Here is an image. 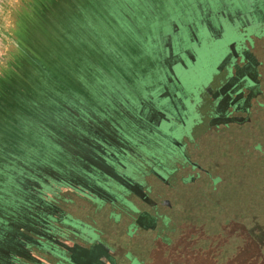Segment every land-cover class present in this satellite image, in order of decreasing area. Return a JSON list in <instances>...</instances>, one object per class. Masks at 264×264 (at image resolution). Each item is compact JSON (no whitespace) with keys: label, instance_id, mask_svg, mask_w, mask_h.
Listing matches in <instances>:
<instances>
[{"label":"rangeland","instance_id":"obj_1","mask_svg":"<svg viewBox=\"0 0 264 264\" xmlns=\"http://www.w3.org/2000/svg\"><path fill=\"white\" fill-rule=\"evenodd\" d=\"M258 59L264 0H0V264H157L224 227L264 245L259 129H216L264 88Z\"/></svg>","mask_w":264,"mask_h":264},{"label":"trees","instance_id":"obj_2","mask_svg":"<svg viewBox=\"0 0 264 264\" xmlns=\"http://www.w3.org/2000/svg\"><path fill=\"white\" fill-rule=\"evenodd\" d=\"M140 15L141 14H139L138 12L135 11L132 14V17L131 16L127 17L126 21L128 23L129 29L135 30V29H139L141 27L143 30V29H145L144 27H147V26H145L146 24H150L151 27L156 26V25L159 26V25L164 24L165 19H166V16H163L165 14L162 13L160 18H158L156 20H152V22L149 20V21H144V23H142L143 21H141ZM153 22H154V25H152ZM147 28H149V27H147ZM126 35L128 37H132V36L137 37L138 36L137 30H136V33H135V31L133 32V35H128V34H126ZM85 53H86L85 55H88L87 51H85ZM94 53L98 54L97 52H94ZM90 55H93V54L90 53ZM263 64H261V66ZM262 71H264V70H262ZM262 71H261V73H259V75L261 77L263 75ZM106 72L108 73L107 77L109 78L108 79L109 80V85H108L109 89L108 90H110L112 87L114 89H115V87L125 88V89L130 87V86L123 85V83H120L121 80L116 78L115 73L111 74L106 69H105V71L102 70L100 75H102ZM117 81L119 83H117ZM258 81L260 83V79H258ZM111 82H113V84H111ZM92 86H93V88L95 87V89H98L99 93H102L101 87L99 86V82H92L91 87ZM105 90H107V88ZM103 92H104V89H103ZM75 93H76V91L75 92L72 91V94H75ZM250 95L251 96H250L248 108L247 107L244 108L245 109L244 116L241 115L240 118L233 119L232 120L233 122L222 124V127L218 126V128H216V129L217 130L223 129L226 132L227 131L226 128H228L229 129L228 132L231 133L233 131L232 127L234 126V124L239 123L240 119L246 118L245 121L241 122L242 125L246 124V126L242 127L243 129H239V130L240 131L243 130L244 132L245 131L247 132V129H249L250 126H252L251 128L256 129V131H257V129H259L257 132H251V129H250V131H249L250 133H248V135L250 137H252L251 142L252 141L254 143L258 142V144L261 145L262 150H264V132L262 131V130H264V119L262 117V116H264L263 115L264 114V88H263V85L262 84L260 85L258 92L255 93V91H254V94L252 93ZM52 102H53L51 104L52 109L58 108L57 110H60V112L65 110L63 108V106L68 104V102H65V103L62 102V97H60V102H58V101H57V103H55L54 101H52ZM62 103H63V105H61ZM90 105H92V103H90ZM60 106H61V108H60ZM104 107H106V106H104ZM98 108L99 107H97V106L93 107V105H92L91 108L87 107L85 109L83 106V108H81V109H84V110H80V112H84L86 115V118L88 120L92 121V118H96V120H101V116H102L101 114L103 111L100 109L101 107L99 109ZM86 110H88V111H86ZM259 111H261V112H259ZM257 112L261 116L258 115L259 116L258 119H255L257 117H254L252 119L251 115L252 114L254 115ZM84 113H82V114L84 115ZM42 116H44V115H42ZM38 118L39 117H34L35 120L32 119L33 123L35 121L36 125L39 123L38 121H40V120L36 121V119H38ZM86 125H88V124H86ZM235 127L237 128L238 126H235ZM244 129H246V130H244ZM73 135H75L77 137L75 132L73 134H70L68 132V136H73ZM79 136H81V135H79ZM86 144H87V142H86ZM255 145H257V143ZM250 149L252 151H254L255 153H258L254 149V144H253L252 148H250ZM3 166H4V163H0L1 169ZM260 200L263 201V198H261ZM223 230H224L223 233L225 232V234H224V237L221 239H219L218 236H211V237H207L205 235L203 236V231H200L198 233V235L200 236L199 238L187 237V239H189V240H187V242L190 241V243H189V246L185 250H183V245L181 242L182 241L181 236L176 237V239H174L170 244H165L161 240L160 243L163 244L164 246H167V248H165L164 246H154L153 250L159 251V249H161V251L163 250V255L164 254L165 255L162 257V260L158 259V258H160V257H158V255H154V256H156L154 261L155 262L157 261V264H165L164 259H168V258L172 257L171 264H174L177 261H179L180 264H264V245L263 244L256 242L255 238L253 236H251L248 244L238 247L239 245H238L237 241L234 240V243H232V242H230V238L225 236V235H230L228 227H224ZM180 233L182 235L185 234L183 232H180ZM159 239H161V238H159ZM155 243H158V242L156 241ZM169 248H171L170 251L168 250ZM168 254H170V255L167 257ZM139 260L142 261L144 264L146 263L142 259H139ZM168 261H171V259H169ZM152 263H153V260H152Z\"/></svg>","mask_w":264,"mask_h":264},{"label":"flooded vegetation","instance_id":"obj_3","mask_svg":"<svg viewBox=\"0 0 264 264\" xmlns=\"http://www.w3.org/2000/svg\"><path fill=\"white\" fill-rule=\"evenodd\" d=\"M237 109H240V108H237ZM238 111V110H237ZM153 175V174H152ZM155 176V175H154ZM150 181V180H149ZM154 185V186H158V185H156V182L154 181V179H151V182H150V184L149 185ZM158 188H160V187H158ZM143 203H146L145 201H144V199H143ZM137 204H138V207H137V209H138V212H137V216H136V218L135 219H138V217H139V215H141V214H144V212H146V211H150L151 209H140V204L138 203V201H137ZM147 204V203H146ZM148 208H150V205H148L147 206ZM143 216V215H142ZM131 219V222H129V225L128 226H130L132 223H133V219L132 218H130ZM141 229V228H140ZM125 255H128V253L126 252L125 253ZM132 263V262H131ZM130 263V264H131Z\"/></svg>","mask_w":264,"mask_h":264},{"label":"crops","instance_id":"obj_4","mask_svg":"<svg viewBox=\"0 0 264 264\" xmlns=\"http://www.w3.org/2000/svg\"><path fill=\"white\" fill-rule=\"evenodd\" d=\"M260 61H261V62H260ZM258 62L260 63V64L257 63V64H259V65H258V69H259V73H260L261 70H263V67H261V64H263L264 61L258 59ZM256 78L261 79V76L259 75V76H257ZM251 94H252V93H251Z\"/></svg>","mask_w":264,"mask_h":264}]
</instances>
